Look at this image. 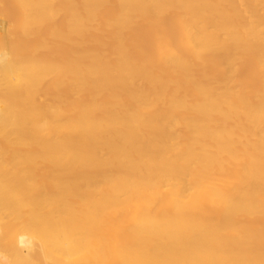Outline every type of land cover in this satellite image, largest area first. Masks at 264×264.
I'll return each instance as SVG.
<instances>
[{
	"label": "bare ground",
	"instance_id": "6f19581e",
	"mask_svg": "<svg viewBox=\"0 0 264 264\" xmlns=\"http://www.w3.org/2000/svg\"><path fill=\"white\" fill-rule=\"evenodd\" d=\"M0 264H264V0H0Z\"/></svg>",
	"mask_w": 264,
	"mask_h": 264
},
{
	"label": "rangeland",
	"instance_id": "374dc122",
	"mask_svg": "<svg viewBox=\"0 0 264 264\" xmlns=\"http://www.w3.org/2000/svg\"><path fill=\"white\" fill-rule=\"evenodd\" d=\"M11 8V7H10ZM12 15L15 14L13 10H11ZM15 18V17H14ZM14 18L12 19L13 22ZM145 21L146 18L142 15L136 20V27L134 36L132 38H127L125 41L126 44H131V47L128 49L129 52L133 53L135 57H139L140 55H150L153 51V43H154V37L161 32L165 34V39L169 41L170 43H174L177 40L178 34V28L176 27L175 20L170 17H164L160 27H153L149 30L145 29ZM96 43V42H95ZM94 46H90L88 44H81L77 50V57L82 60L89 59L94 52ZM56 53L60 57H64L65 53L62 48H59ZM38 54V51L36 52ZM153 67L157 66V63L152 62L151 63ZM202 75L209 76L210 75V67L206 66L202 70ZM241 77L248 81V84L250 87L254 86L258 81V76L256 71L253 69V66L251 64H245L242 68ZM176 92L179 96L184 95V87L180 85L179 83L175 84ZM193 95L187 94L186 97L189 100H192ZM68 99H73L71 95L67 96ZM42 100H45L46 97H42Z\"/></svg>",
	"mask_w": 264,
	"mask_h": 264
}]
</instances>
